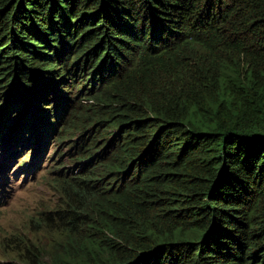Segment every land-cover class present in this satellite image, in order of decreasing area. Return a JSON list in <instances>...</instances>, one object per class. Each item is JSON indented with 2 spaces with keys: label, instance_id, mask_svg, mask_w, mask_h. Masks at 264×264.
<instances>
[{
  "label": "trees",
  "instance_id": "16d2710c",
  "mask_svg": "<svg viewBox=\"0 0 264 264\" xmlns=\"http://www.w3.org/2000/svg\"><path fill=\"white\" fill-rule=\"evenodd\" d=\"M0 98L81 162L21 264H264V0H0Z\"/></svg>",
  "mask_w": 264,
  "mask_h": 264
},
{
  "label": "rangeland",
  "instance_id": "374dc122",
  "mask_svg": "<svg viewBox=\"0 0 264 264\" xmlns=\"http://www.w3.org/2000/svg\"><path fill=\"white\" fill-rule=\"evenodd\" d=\"M72 80L69 78V82ZM71 100L75 102L72 97ZM52 102H45L43 106L49 107ZM52 110L50 123L54 124L57 119L54 107ZM3 120L4 115L1 113L0 124ZM62 126L61 123L49 139L45 136L51 129L46 125L38 135L26 133L23 136L24 143L30 141L31 144H27L19 154L21 143H13L8 135L5 138L8 140L2 141L1 136L5 134L0 132V264H21V261L18 262V254L25 251L24 245H45L50 249L61 236L58 226L51 224L50 218L57 213L56 210L62 208L65 201L64 183L58 180L64 175L59 173L61 168L56 167L65 165L64 171L71 176L77 175L81 166V162H76L79 150L71 147L73 143L65 144L60 156L56 152L59 141H55V138ZM26 128L29 131V127ZM75 133L73 141L78 138V131ZM30 155L31 158H28ZM24 160L25 164L19 167ZM24 165H27L26 169H23Z\"/></svg>",
  "mask_w": 264,
  "mask_h": 264
},
{
  "label": "flooded vegetation",
  "instance_id": "af4514ba",
  "mask_svg": "<svg viewBox=\"0 0 264 264\" xmlns=\"http://www.w3.org/2000/svg\"><path fill=\"white\" fill-rule=\"evenodd\" d=\"M60 67H61V65H60ZM62 68V67H61Z\"/></svg>",
  "mask_w": 264,
  "mask_h": 264
}]
</instances>
